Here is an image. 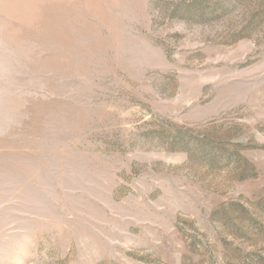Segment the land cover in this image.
Returning a JSON list of instances; mask_svg holds the SVG:
<instances>
[{
	"label": "rangeland",
	"instance_id": "obj_1",
	"mask_svg": "<svg viewBox=\"0 0 264 264\" xmlns=\"http://www.w3.org/2000/svg\"><path fill=\"white\" fill-rule=\"evenodd\" d=\"M0 264H264V0H0Z\"/></svg>",
	"mask_w": 264,
	"mask_h": 264
}]
</instances>
